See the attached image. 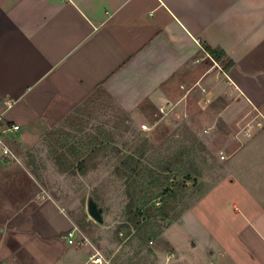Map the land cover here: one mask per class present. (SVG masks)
Segmentation results:
<instances>
[{"label":"crops","instance_id":"1","mask_svg":"<svg viewBox=\"0 0 264 264\" xmlns=\"http://www.w3.org/2000/svg\"><path fill=\"white\" fill-rule=\"evenodd\" d=\"M209 48L224 53L220 61ZM96 91L132 120L146 105L202 106L210 132L221 125L226 141L242 142L234 154L242 173L232 181L244 191L242 228L218 256L264 264V0H0V98L17 100L6 113L21 126L7 138L15 152L46 131L60 141L64 122ZM75 143L71 155L83 156ZM3 184L4 195L21 191L11 204L0 197L13 206L4 211L2 256L89 261L94 248L68 243L73 222L53 197L29 177Z\"/></svg>","mask_w":264,"mask_h":264},{"label":"rangeland","instance_id":"2","mask_svg":"<svg viewBox=\"0 0 264 264\" xmlns=\"http://www.w3.org/2000/svg\"><path fill=\"white\" fill-rule=\"evenodd\" d=\"M208 110L202 106L156 110L146 105L141 110L142 116L132 120L96 91L64 122L67 135L59 142L46 131L42 139L28 144L24 150L15 148L19 161L1 162L0 167L5 170L0 173V188L5 187V182H24L29 177L36 182L37 191L45 192L66 209L73 227H78L111 264H164L166 257H170L166 264H231L218 253L224 243H236L237 231L242 228L244 191L239 180L232 181L242 173L241 157L234 154L243 144L226 141L221 125L210 132V126L201 117ZM80 139L84 142L78 144ZM63 142L67 146L59 152H66L74 161L71 155L74 142L85 145L84 154L100 145L108 148L100 152L96 169L86 176L73 175L62 173L55 160L56 149ZM223 151L227 160L221 159ZM183 152L191 155L198 174L187 175L179 168L164 173L161 168ZM129 155L140 160L142 166L137 174L119 177L116 168ZM150 175L159 179L157 185L161 186L153 189L152 195L148 193L152 189ZM6 190V195L0 190L3 192L0 197L10 198V204L16 198L14 192L21 191L11 186ZM128 192L142 193V197L151 195L154 209L171 202V195L177 196L169 219L157 211L150 217L151 228L160 233L158 237L146 239L141 230L128 223ZM91 196L104 208L103 225L91 219L87 212ZM10 204L0 199V243L5 228L4 211L12 210ZM9 238L8 246L14 248L13 239ZM9 253L2 256L0 252V264H33L23 254Z\"/></svg>","mask_w":264,"mask_h":264},{"label":"trees","instance_id":"3","mask_svg":"<svg viewBox=\"0 0 264 264\" xmlns=\"http://www.w3.org/2000/svg\"><path fill=\"white\" fill-rule=\"evenodd\" d=\"M209 53L211 56L216 60L220 61L221 58L224 56V53L220 50H213L209 48ZM232 62L226 64L225 68L227 69ZM59 142V141H58ZM67 142H63L60 145L57 143L60 148L56 149L57 153L55 155V160L58 166H60V170L62 173H72L76 175L79 173L82 176H86L90 170H94L97 168V164L95 161L100 155V152L107 150V145H100L99 148H94L90 150L86 155L83 156H75L74 159H70L65 152H59L60 150L64 149ZM109 145L111 143L109 142ZM75 145L73 144L72 148L74 149ZM120 154V153H119ZM191 155L183 152L179 156H176L174 162H168L165 166L161 169L164 173H170L179 168V170H184L187 175L195 174L197 175L198 172L195 170L192 164V160L190 159ZM77 164V165H75ZM142 166L140 160H138L134 155H129L125 159L122 160L121 166L116 168V173L119 177H126L131 176L133 174L138 173V169ZM148 171V170H147ZM178 171V170H177ZM146 172V171H145ZM152 180V189L148 191L149 194L152 195L153 189L161 188L159 183V179H154V175H150ZM163 180H167L168 177H161ZM168 193L169 190H165ZM142 194V193H140ZM140 194H132V192H128L130 201L127 205V214H128V223L133 225L135 228L141 230L142 234L146 239H151L158 237L160 235L159 232H154V229L151 228L150 217L152 213L157 211L160 216L164 219H169L170 214L173 212L174 207L177 204V196L175 194L171 195V202L165 203L163 206L154 209V206H151V195L148 197H142ZM142 205V206H141Z\"/></svg>","mask_w":264,"mask_h":264},{"label":"built area","instance_id":"4","mask_svg":"<svg viewBox=\"0 0 264 264\" xmlns=\"http://www.w3.org/2000/svg\"><path fill=\"white\" fill-rule=\"evenodd\" d=\"M16 104L17 100L15 99L0 98V163L19 161V156L7 140L8 137L15 135L21 130L20 125L10 123L6 118V113L11 111ZM221 159H225V155L222 154ZM65 239L70 245L92 246L89 238L78 227H74L69 231ZM86 264H111V261L107 260L99 250L94 249Z\"/></svg>","mask_w":264,"mask_h":264},{"label":"water","instance_id":"5","mask_svg":"<svg viewBox=\"0 0 264 264\" xmlns=\"http://www.w3.org/2000/svg\"><path fill=\"white\" fill-rule=\"evenodd\" d=\"M87 212L91 219H93L96 223L103 225L106 221V215L104 208L100 205V203L94 198L89 197L87 202Z\"/></svg>","mask_w":264,"mask_h":264}]
</instances>
